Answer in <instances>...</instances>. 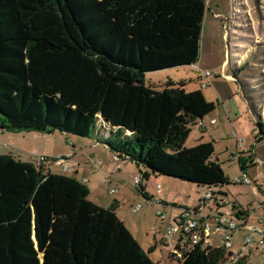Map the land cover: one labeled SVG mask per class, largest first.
I'll return each mask as SVG.
<instances>
[{
  "label": "trees",
  "instance_id": "obj_1",
  "mask_svg": "<svg viewBox=\"0 0 264 264\" xmlns=\"http://www.w3.org/2000/svg\"><path fill=\"white\" fill-rule=\"evenodd\" d=\"M205 10L206 0H0V131L90 138L100 125L109 136L97 137L117 157L145 169L137 191L148 201L150 175L209 192L229 184L211 143L184 147L214 105L185 82H145L197 64ZM237 159L245 173L252 157ZM89 194L47 164L0 155V264H155V247L139 245L116 203L104 209ZM223 255L193 245L176 264H220Z\"/></svg>",
  "mask_w": 264,
  "mask_h": 264
},
{
  "label": "rangeland",
  "instance_id": "obj_2",
  "mask_svg": "<svg viewBox=\"0 0 264 264\" xmlns=\"http://www.w3.org/2000/svg\"><path fill=\"white\" fill-rule=\"evenodd\" d=\"M199 71L210 72L206 88L198 85ZM168 81L185 82L186 91L198 88L205 100L214 105L212 113L190 126L184 142L186 148L211 143L214 148L211 161L219 163L229 179V184L211 191L224 205L219 207L211 199L201 208L202 215L213 217L218 213L240 222L233 215L235 206L247 214L244 221L264 229V224H259L264 220V138L257 140V122L264 125V0H206L197 64L150 72L145 77L146 85L156 90H161ZM57 153L73 155L66 162L70 167L80 163L79 173L62 172L59 161L53 162L60 158L51 157ZM8 154L34 164L39 157L47 155L49 161L46 164L52 173L83 178L82 183L91 187L89 200L92 203L99 201L100 205L106 206L104 209H108L118 202L115 214L145 251L155 247L149 254L155 264L174 261L170 250L179 235L167 236L169 221L183 210L199 206L205 192L188 182L150 175L144 183L147 185L145 194L150 195L153 202L145 200L132 184L135 177L141 179L145 169L127 158L117 159L93 131L90 138L59 132L0 131V155ZM239 156L252 157L245 172L251 181L248 186L235 183L242 175ZM93 161L101 165L95 168ZM114 167L116 170L112 173ZM158 184L160 191L156 188ZM111 190L114 193H110ZM219 190L226 194L225 198L217 195ZM138 205L140 210L133 213ZM158 212L164 215V222L157 216ZM222 234L213 232L214 247H222ZM246 239L250 240L247 246ZM164 240L168 247L160 243ZM257 241L250 231L232 233L230 251L235 256V264H264V250L256 246Z\"/></svg>",
  "mask_w": 264,
  "mask_h": 264
},
{
  "label": "built area",
  "instance_id": "obj_3",
  "mask_svg": "<svg viewBox=\"0 0 264 264\" xmlns=\"http://www.w3.org/2000/svg\"><path fill=\"white\" fill-rule=\"evenodd\" d=\"M209 76L210 72L199 71L198 85L200 88H206L208 86L207 80ZM69 158L70 157L65 159L60 158L57 160L59 161V164L64 172H72L73 168L70 167L66 162L69 160ZM47 162V158L41 156L39 157L38 161H36V165L46 164ZM91 163L95 168H97L98 165H101L100 162L93 161ZM112 173H114V171ZM235 183L248 186L250 185L251 181L248 179L246 173H242L241 177L236 179ZM132 184L136 190H138L141 180L135 177ZM156 188L158 191L161 190V186L159 184ZM110 193H114V191L111 190ZM213 198L214 195L212 192L205 191L201 196L199 206L192 210H183L180 215L170 219L167 229V236H170L172 233H178L179 235L177 243L170 250L172 256H174V261L172 264H176L177 259L182 258L183 252L190 249V247L193 245L200 244L203 247L218 248L213 246V241L211 239L213 232H223L221 240L222 247L220 249L223 250L224 255L220 264H235V256L230 251L232 248V233L235 232L250 231L258 239L256 246L264 250V229L256 223H244L242 215L240 214L237 216L236 209H233V215L237 219H240V222H236L233 218L228 219L218 213L213 217L202 215L201 208H204L206 204ZM149 202H153V198H151ZM215 202L219 205V207L224 205L222 200ZM140 208V205L135 207L133 209V213H137ZM157 216L162 222L165 221V217L161 212H158ZM259 224H264V220L260 221ZM249 242L250 240L246 239L245 245L247 246ZM162 246L168 247V242L166 240L162 241Z\"/></svg>",
  "mask_w": 264,
  "mask_h": 264
},
{
  "label": "crops",
  "instance_id": "obj_4",
  "mask_svg": "<svg viewBox=\"0 0 264 264\" xmlns=\"http://www.w3.org/2000/svg\"><path fill=\"white\" fill-rule=\"evenodd\" d=\"M195 90H198V88H195ZM99 127H100V125H99ZM99 127H97V129L95 130V132H94V136H96V134L97 135H100V136H102L103 135V137H108L109 136V132H104V131H102V130H100V128ZM64 135V134H63ZM96 145H94L93 147H90V148H94ZM75 149V148H74ZM45 157H48L47 155L45 156ZM51 157H59V158H66V157H73V155L71 156V154H69V155H66L65 156V154L64 153H57L55 156H51ZM49 159V158H48ZM70 159V158H69ZM114 159V158H113ZM115 160V159H114ZM36 162V161H35ZM79 166H80V163H77V167H72L73 169H72V171H73V173L74 174H78L79 173ZM113 167V166H112ZM116 170V167H114L113 169H112V172L113 171H115ZM51 171V170H50ZM61 171H62V169H61ZM117 171H119V170H117ZM63 172V171H62ZM62 172H60V173H58V174H63ZM111 172V171H110ZM63 175H66V174H63ZM76 179V178H75ZM77 181H79V182H81L82 183V181H83V178H82V180H79V179H76ZM83 184V183H82ZM146 184H145V191H146ZM88 188V190H91V187L90 186H88L87 187ZM145 193V192H144ZM90 195V194H89ZM149 198H152V197H150V195H148V194H146ZM166 196V195H165ZM92 201V200H91ZM98 200H96V202H97ZM148 201V200H147ZM95 203V202H94ZM98 203V204H97ZM97 203H95V205L97 204V206L99 205V207H101V208H106V206H103L102 204L100 205L99 203V201L97 202ZM119 204H118V202H117V205H116V209H115V213H116V211H117V209H118V206ZM196 208V207H195ZM240 209V208H239ZM240 212H242L241 213V215H242V217H243V219L244 218H246L245 216H247V214L246 213H244L243 212V210H241L240 209ZM245 214V215H244ZM117 215V214H116ZM118 217V216H117ZM119 218V217H118ZM240 218H241V216H240ZM120 219V218H119ZM242 219V220H243ZM121 220V219H120ZM122 221V220H121ZM123 222V221H122ZM243 222L244 223H248L247 221H244L243 220ZM124 223V222H123ZM125 225V224H124ZM128 229V228H127ZM161 244H162V242H160ZM169 264H172V262H169Z\"/></svg>",
  "mask_w": 264,
  "mask_h": 264
},
{
  "label": "water",
  "instance_id": "obj_5",
  "mask_svg": "<svg viewBox=\"0 0 264 264\" xmlns=\"http://www.w3.org/2000/svg\"><path fill=\"white\" fill-rule=\"evenodd\" d=\"M100 121L103 123V124H107V122L105 120H103V118H100ZM117 159H120L119 157Z\"/></svg>",
  "mask_w": 264,
  "mask_h": 264
}]
</instances>
